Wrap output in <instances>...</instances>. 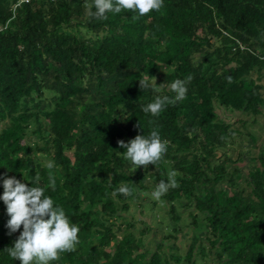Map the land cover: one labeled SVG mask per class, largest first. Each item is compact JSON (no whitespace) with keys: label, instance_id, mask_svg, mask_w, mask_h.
<instances>
[{"label":"trees","instance_id":"16d2710c","mask_svg":"<svg viewBox=\"0 0 264 264\" xmlns=\"http://www.w3.org/2000/svg\"><path fill=\"white\" fill-rule=\"evenodd\" d=\"M85 3L0 0V197L5 178L42 187L80 228L51 264H264V0H164L106 20ZM189 75L183 101L143 111ZM150 76L159 93L141 90ZM153 129L167 152L137 169L118 142ZM170 170L178 187L157 201ZM9 219L0 199V264H21Z\"/></svg>","mask_w":264,"mask_h":264},{"label":"clouds","instance_id":"9594fccd","mask_svg":"<svg viewBox=\"0 0 264 264\" xmlns=\"http://www.w3.org/2000/svg\"><path fill=\"white\" fill-rule=\"evenodd\" d=\"M93 6L95 12L91 11ZM84 7L88 9L89 15L98 19L106 20L107 13L119 14L122 10L138 14L133 17L136 19L152 12H160L164 7V0H93L92 5L85 3ZM192 80V75L187 76L185 80L176 79L169 85V90L175 94L174 98L157 95L154 102L143 107V111L155 117L159 116L167 105L183 101L188 93L187 85ZM164 85L157 86L156 78L152 76L139 80L141 90L150 88L155 93H159ZM118 143L121 148L126 149L125 158L137 169L143 167L145 170L149 165L155 166L163 160L169 144L166 139L161 138L156 129L148 136L137 135L127 144L124 141ZM46 166L54 167L50 161ZM175 177L176 172L170 170L168 181L161 180L151 193L153 199L159 201L169 189L178 187ZM49 179L54 189L55 180L51 176ZM34 181L39 184L38 174L35 175ZM3 188V196L0 199L6 205L7 215L10 217L7 222L9 235L23 228L14 246L5 249L10 257L21 264H51L52 261L59 260L61 253L76 250L80 243V228L70 222L62 207L54 206L53 199L45 196L42 187H29L18 179L5 178ZM118 192L125 196L132 195V190L127 186L120 187Z\"/></svg>","mask_w":264,"mask_h":264},{"label":"rangeland","instance_id":"374dc122","mask_svg":"<svg viewBox=\"0 0 264 264\" xmlns=\"http://www.w3.org/2000/svg\"><path fill=\"white\" fill-rule=\"evenodd\" d=\"M225 116H226V119H228L229 122H234V120L236 118L233 114H231L229 112L225 113ZM240 117H241V115L237 116V119L240 118ZM243 118H245V117H243ZM239 164L243 165V163H239ZM132 213L134 214V211H132ZM137 217H138V214L136 215V219H137ZM143 220L149 222V218L148 217H145V219H143ZM149 239H151V240L154 239V235H152ZM179 243H180V240L177 241L178 245H179ZM183 245H184V243H183ZM183 245L181 244V246H183Z\"/></svg>","mask_w":264,"mask_h":264}]
</instances>
